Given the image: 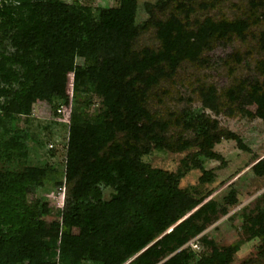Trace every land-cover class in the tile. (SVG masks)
<instances>
[{
    "label": "trees",
    "instance_id": "trees-1",
    "mask_svg": "<svg viewBox=\"0 0 264 264\" xmlns=\"http://www.w3.org/2000/svg\"><path fill=\"white\" fill-rule=\"evenodd\" d=\"M227 46L219 88L210 54ZM39 106L61 123L33 130ZM219 116L264 122V0H0V264H233L237 248L204 233L238 193L202 205L212 192L201 186L216 179L205 162L225 164L216 145L250 148ZM59 124L65 169L48 149L61 146ZM32 145L43 164H29ZM154 150L186 156L171 172L144 160ZM195 170L200 186L182 188ZM252 172L264 177V159ZM48 183L63 207L29 200ZM262 199L239 215L246 240L259 242L242 264H264Z\"/></svg>",
    "mask_w": 264,
    "mask_h": 264
},
{
    "label": "rangeland",
    "instance_id": "rangeland-1",
    "mask_svg": "<svg viewBox=\"0 0 264 264\" xmlns=\"http://www.w3.org/2000/svg\"><path fill=\"white\" fill-rule=\"evenodd\" d=\"M71 2L73 0H66ZM85 4L94 7L104 6L113 7L117 4V0H81ZM157 0H139L141 7L146 2H156ZM140 19H145L146 15L143 11L139 13ZM233 51L232 46L218 47L210 54V58L217 64L216 71H212L211 80L217 87H223L228 83V79L221 72V62ZM72 93V88L69 90ZM98 101V99H96ZM196 107H201L199 102L193 104ZM243 106L248 110L254 112L256 106L251 101H245ZM98 106L95 108V112ZM208 113H210L208 111ZM213 115V114H212ZM213 117H216L213 115ZM59 116H54L53 111L47 107L39 106L37 114L34 119L33 130H36L39 123L43 126L51 122L61 123ZM223 127L230 129L237 133L244 140L245 144L250 148V152L243 151L239 148L235 141L223 140L216 145L215 151L218 152L225 160V164L221 161H207L205 168L207 170H214L216 172V179L214 183L201 186V194L205 195L212 192L211 195L204 201L202 205L211 200H217L227 195L231 189H235L238 193L239 204L230 209V213L221 217L214 225H212L204 234L209 235L220 246H233L237 248V254L233 264H242L245 260L253 257L257 253L258 240L248 241L242 234V218L239 216L242 210L246 207H254L257 200L264 194V177H259L252 172V168L264 159V122L260 119L250 120L248 118L231 119L226 116L217 117ZM67 121V120H66ZM24 126V124H22ZM55 133L59 134V140L62 139L61 146L57 143L51 142L48 149H56L55 156L52 160L53 164H58L63 167L66 156V135L67 129L63 124H59L55 128ZM43 142L48 139L41 138ZM48 149L46 151H48ZM45 151L42 148L32 145L30 149L29 164L41 165L45 161ZM186 156L185 154H173L169 152H159L154 150L150 155L144 157V160L153 167L162 168L171 172H176L179 168L181 160ZM56 159V161H55ZM202 173L195 170L186 175L181 181L182 188H191L200 186V177ZM46 196L50 204H55L56 207H63L64 192L48 183L45 188L33 189L28 198L33 201L38 196ZM109 197L110 192L106 193ZM264 203V199L261 201ZM201 205V206H202ZM200 206V207H201ZM195 239L191 243L192 249L197 253H201L203 248Z\"/></svg>",
    "mask_w": 264,
    "mask_h": 264
},
{
    "label": "crops",
    "instance_id": "crops-1",
    "mask_svg": "<svg viewBox=\"0 0 264 264\" xmlns=\"http://www.w3.org/2000/svg\"><path fill=\"white\" fill-rule=\"evenodd\" d=\"M56 161V159H55ZM58 169H65L66 168V165H67V150H66V165L64 167H59L58 164H54Z\"/></svg>",
    "mask_w": 264,
    "mask_h": 264
},
{
    "label": "water",
    "instance_id": "water-1",
    "mask_svg": "<svg viewBox=\"0 0 264 264\" xmlns=\"http://www.w3.org/2000/svg\"><path fill=\"white\" fill-rule=\"evenodd\" d=\"M199 208H200V207H199ZM190 216H191V215H188L185 219H187V218L190 217ZM185 219H183L182 221H184ZM182 221H181V222H182ZM181 222H180V223H181ZM180 223H178V224H180ZM169 232H170V231H169ZM169 232H168V233H169ZM165 235H166V234H164L163 236H165ZM163 236H162L160 239H162ZM153 244H154V243H153ZM133 260H134V259H133ZM130 262H131V261H130ZM130 262H129V263H130ZM129 263H128V264H129Z\"/></svg>",
    "mask_w": 264,
    "mask_h": 264
},
{
    "label": "built area",
    "instance_id": "built-area-1",
    "mask_svg": "<svg viewBox=\"0 0 264 264\" xmlns=\"http://www.w3.org/2000/svg\"><path fill=\"white\" fill-rule=\"evenodd\" d=\"M67 120H68V118H67Z\"/></svg>",
    "mask_w": 264,
    "mask_h": 264
}]
</instances>
